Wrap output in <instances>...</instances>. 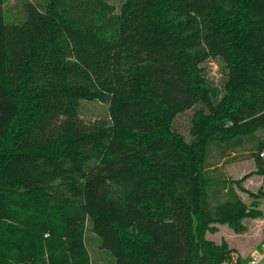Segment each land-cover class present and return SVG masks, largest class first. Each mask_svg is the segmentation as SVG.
I'll use <instances>...</instances> for the list:
<instances>
[{
  "label": "trees",
  "instance_id": "16d2710c",
  "mask_svg": "<svg viewBox=\"0 0 264 264\" xmlns=\"http://www.w3.org/2000/svg\"><path fill=\"white\" fill-rule=\"evenodd\" d=\"M15 7L0 0V264H92L89 233L112 264L233 260L203 230L254 214L234 191L211 203L207 160L250 138L264 174V0ZM194 108L189 142L174 124Z\"/></svg>",
  "mask_w": 264,
  "mask_h": 264
},
{
  "label": "rangeland",
  "instance_id": "374dc122",
  "mask_svg": "<svg viewBox=\"0 0 264 264\" xmlns=\"http://www.w3.org/2000/svg\"><path fill=\"white\" fill-rule=\"evenodd\" d=\"M17 2L18 0H5L7 17L17 15L15 7ZM199 74L200 76L203 74L201 76L202 86L206 85L209 89L210 84L219 88L223 79L226 78L224 68L218 61L203 63ZM200 103L202 111L206 112L207 106L201 101ZM96 106L97 110H102V104L97 103ZM195 110L196 108L183 113L174 124L177 131L189 142L193 140L194 135ZM210 117L212 116L210 115ZM258 134L264 133L258 132ZM256 142L250 138H245L241 146L231 149L224 155L221 154L220 145L212 143L206 171L211 178L209 198L213 205L228 198L234 191L250 206L254 215L241 219L242 224L246 225L247 230L249 229L248 234L246 236L238 235L240 233L235 232V229L226 222L214 223L209 228L204 229L202 237H200V241L207 240L211 244L227 249L231 246H238L243 252H248L249 264L253 261L254 255L259 256L264 250V200L251 195V193H264V174L258 171L256 160L253 157ZM159 209L161 210L162 207L160 206ZM89 241V250L93 258L92 264H112L111 256L98 247V240L92 233H89ZM225 264H235V256L233 260H227ZM258 264H264V259Z\"/></svg>",
  "mask_w": 264,
  "mask_h": 264
},
{
  "label": "crops",
  "instance_id": "0c3cea01",
  "mask_svg": "<svg viewBox=\"0 0 264 264\" xmlns=\"http://www.w3.org/2000/svg\"><path fill=\"white\" fill-rule=\"evenodd\" d=\"M248 231H249V229L247 231H245L244 233H240L238 235H242V236L244 235V236H246L248 234ZM231 247L236 249L235 259L238 258V257H241V258H247L248 257V255H249L248 252L247 253L243 252L241 249H239L238 246H231ZM253 254H254V252L252 253V255ZM249 263H250V261H249ZM251 264H252V261H251Z\"/></svg>",
  "mask_w": 264,
  "mask_h": 264
},
{
  "label": "built area",
  "instance_id": "2783aa9c",
  "mask_svg": "<svg viewBox=\"0 0 264 264\" xmlns=\"http://www.w3.org/2000/svg\"><path fill=\"white\" fill-rule=\"evenodd\" d=\"M262 157H264V152L261 154ZM264 248V246H263ZM262 254H260L259 256H254L252 264H258L262 259H264V250H262Z\"/></svg>",
  "mask_w": 264,
  "mask_h": 264
}]
</instances>
